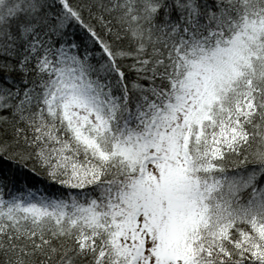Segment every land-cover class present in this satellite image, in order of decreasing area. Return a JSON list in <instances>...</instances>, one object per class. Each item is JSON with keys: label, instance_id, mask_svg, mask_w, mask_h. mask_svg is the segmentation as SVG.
<instances>
[{"label": "snow or ice", "instance_id": "obj_1", "mask_svg": "<svg viewBox=\"0 0 264 264\" xmlns=\"http://www.w3.org/2000/svg\"><path fill=\"white\" fill-rule=\"evenodd\" d=\"M0 264H264V0H0Z\"/></svg>", "mask_w": 264, "mask_h": 264}]
</instances>
